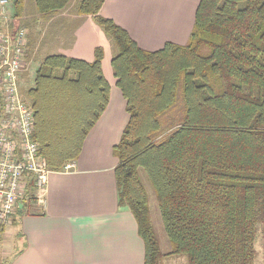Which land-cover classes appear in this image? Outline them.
<instances>
[{"label":"trees","instance_id":"1","mask_svg":"<svg viewBox=\"0 0 264 264\" xmlns=\"http://www.w3.org/2000/svg\"><path fill=\"white\" fill-rule=\"evenodd\" d=\"M33 1L48 22L72 0ZM105 1L81 0L75 13L94 17L117 50L112 67L130 116L114 150L119 205L137 220L145 264H160L163 254L141 171L156 196L168 255L185 256L188 264H257L264 225V0H201L189 42L155 52L100 14ZM13 2L22 13L26 0ZM103 59L102 48L91 63L53 54L34 71L25 100L35 115L33 139L52 171L79 159L107 109Z\"/></svg>","mask_w":264,"mask_h":264},{"label":"crops","instance_id":"2","mask_svg":"<svg viewBox=\"0 0 264 264\" xmlns=\"http://www.w3.org/2000/svg\"><path fill=\"white\" fill-rule=\"evenodd\" d=\"M200 2L106 0L100 14L125 29L141 49L155 52L168 43L185 46L189 42ZM47 24L51 38L47 47L67 36L73 39L55 54L91 63L95 50L103 49L110 100L72 172L50 175L45 203L27 202V195L20 200L11 225L16 227L11 231L15 240L12 249L2 254L9 258L5 264H145V243L137 220L119 205V160L114 150L130 116L112 67L117 50L92 16L67 8Z\"/></svg>","mask_w":264,"mask_h":264},{"label":"built area","instance_id":"3","mask_svg":"<svg viewBox=\"0 0 264 264\" xmlns=\"http://www.w3.org/2000/svg\"><path fill=\"white\" fill-rule=\"evenodd\" d=\"M9 0H0V20H8ZM27 31L0 26V231L11 226L20 200L33 183L36 199L45 203L52 171L34 141V111L21 96ZM67 164L64 173L72 172Z\"/></svg>","mask_w":264,"mask_h":264},{"label":"rangeland","instance_id":"4","mask_svg":"<svg viewBox=\"0 0 264 264\" xmlns=\"http://www.w3.org/2000/svg\"><path fill=\"white\" fill-rule=\"evenodd\" d=\"M80 1L81 0H72L68 7L69 11L75 13V9L77 8ZM9 2L10 5L8 9V20L1 21V28L10 31L17 28H23L27 31L26 62L21 74L20 84V93L21 96L25 99V94L33 83L34 71L37 65L47 56L58 53L57 51H59V49L66 47L65 45L70 44L73 39L70 36H67L66 40L65 37L61 38L53 42L50 47H47L49 42L51 43L49 27L47 21L41 19L42 16L36 12L34 1L26 0V5L23 9V12L20 14L16 12L13 0H9ZM72 31L69 30L68 32L72 35ZM51 48L53 49L51 50ZM140 176L149 196L150 218L152 220L156 235L158 236L160 249L163 254L160 260V264H188L187 258L185 256L168 255L171 250V244L164 230L159 206L153 187L144 171L140 172ZM33 192L35 196L36 193L35 191ZM32 196V193L26 196L25 199L27 200V202L32 200ZM32 201L35 202L37 201V199H34ZM15 215L12 220L13 223L16 221ZM12 226H8L3 229L4 231H0V264H5L9 259H5L2 254L4 253V251H10L12 249V242L15 239L14 237L13 239H11V231H16V227ZM6 230L7 233L6 236H4V232ZM256 249L258 251L257 264H264V225L260 229Z\"/></svg>","mask_w":264,"mask_h":264}]
</instances>
